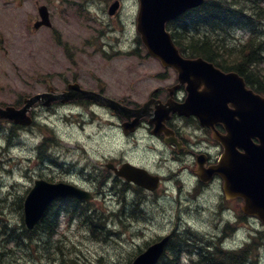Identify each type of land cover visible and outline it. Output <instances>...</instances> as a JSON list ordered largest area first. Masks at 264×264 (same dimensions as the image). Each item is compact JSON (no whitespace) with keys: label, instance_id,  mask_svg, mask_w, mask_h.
Wrapping results in <instances>:
<instances>
[{"label":"rangeland","instance_id":"obj_1","mask_svg":"<svg viewBox=\"0 0 264 264\" xmlns=\"http://www.w3.org/2000/svg\"><path fill=\"white\" fill-rule=\"evenodd\" d=\"M114 1L0 0V105L14 106L27 96L45 92L48 82L57 90L78 82L84 88L103 89L114 99L145 102L158 86V76L171 71L147 56L143 45L137 42L139 1L123 0V7L112 18L108 15V7ZM38 5L49 8L52 29L34 31ZM262 32L264 36V24ZM234 37L246 39L247 36L244 32H235ZM239 42L236 40L234 44ZM258 69L263 75L264 60ZM37 114L40 122L46 121L48 125L36 126L34 132L47 137L50 143L63 140L60 144L65 143L75 152H79L80 147L87 152L102 151L108 145L102 144L101 138L96 136L107 130L104 119L82 130L76 124L71 125L73 120H65L61 112L54 115L38 110ZM97 123L103 125L100 130ZM10 128V125L0 128V249L6 246L11 249V238L23 227V201L27 193L17 167L27 166L25 155L31 153L25 147L29 148L36 141L32 134H21L20 145L4 151L7 144L3 134H10ZM125 144H128L125 140L115 142V150L129 145ZM129 147L135 146L131 142ZM166 205L163 207H169ZM232 206L228 204V207ZM206 217L207 214L201 216L204 220ZM243 220L238 223L241 226L240 246H248L252 236L257 234L256 241L251 242L247 259L250 264H264V225L258 220ZM60 233L57 239L44 238L29 244L33 253L26 259L19 260L26 256L24 252L14 251L4 263L128 264L135 256L132 237L128 234L123 240L100 234L95 238L88 234L83 223L66 224L64 219Z\"/></svg>","mask_w":264,"mask_h":264},{"label":"flooded vegetation","instance_id":"obj_2","mask_svg":"<svg viewBox=\"0 0 264 264\" xmlns=\"http://www.w3.org/2000/svg\"><path fill=\"white\" fill-rule=\"evenodd\" d=\"M119 1L123 4V0ZM32 7L30 6L31 9ZM158 78V86L149 93L145 102L129 101L130 105L127 106L137 109L149 103L147 113L155 119L164 113V105L170 99L175 103L185 102L186 87L178 86V75L175 71L171 70L159 75ZM92 91L103 93V90ZM121 102L125 104V100ZM39 109L44 113L59 109L65 112L68 109L70 114L66 115V118L73 120L71 125L76 124L82 130L104 119L107 130L96 136L101 138L102 144L108 145L102 148V151L98 149L95 152H87L82 149L75 152L63 143L59 149L47 151V144L40 142L32 149L33 155L37 158L33 168H25L21 173L26 179L28 190L37 180H46L50 183L68 184L90 192L97 198L96 202L103 194L114 198L119 196L123 200L116 201L109 207L108 222L116 225L120 231L121 229L117 226L120 222H129V225L135 228L140 221L146 220L153 225L157 216L165 217L162 213H155L163 210L161 203L167 202L163 200H167L172 195L173 203L168 201V204L174 213L170 210L169 214L165 215L169 217V224L172 226L171 229H166V232H171L174 239L184 235L183 229L179 227L181 223H178L177 206L180 207L189 200L192 207L195 205L198 209H206L213 220L210 225L213 229H209L206 222L200 219L202 220L200 225L205 229L199 232L201 235L199 239L203 241V245H206V250L218 251L217 241L222 240L220 236L222 238L226 236L228 229L231 241L232 232L236 230V223L241 219L243 201L240 198L227 200L224 194V182L217 174L213 175L207 183L202 181V178H208L207 169L218 164L224 149L213 139L214 131L202 127L196 117H185L170 112L165 126L173 132V139H176V144H170L167 142L169 138L167 139L164 133H156L155 126L150 123L149 117L141 118L135 132L131 133L130 129L125 128L127 119L103 106L83 100L67 104L55 103L48 109ZM36 111L33 114L37 118ZM73 111L77 112L76 116L72 114ZM132 121L133 119L130 122ZM96 127L100 130L103 125L97 123ZM214 127L218 132L226 133L223 124H216ZM33 130V127L16 128V131L25 133H33ZM13 133L17 135L16 132ZM119 139L127 141L128 144L136 143L135 147L128 146V149L116 151L114 143L121 142ZM148 149L151 151L149 154L146 152ZM125 164H132L147 170L154 176H159L161 179L159 188L151 192L117 176L116 170H120ZM165 169H167L166 173H164ZM162 186L165 187V194L169 195L166 198L160 195ZM227 204L233 205L231 212L226 211ZM154 238H157V235ZM230 249L233 252L237 251L233 246ZM193 255L198 256V252L195 251Z\"/></svg>","mask_w":264,"mask_h":264},{"label":"water","instance_id":"obj_3","mask_svg":"<svg viewBox=\"0 0 264 264\" xmlns=\"http://www.w3.org/2000/svg\"><path fill=\"white\" fill-rule=\"evenodd\" d=\"M204 1L140 0L138 32L149 55L159 59L164 67L174 68L179 74L180 84L187 86L189 96L186 102L172 107L171 111L185 116L195 115L203 126L213 129V119H219L224 124L227 134L221 135L215 131L214 138L224 146L225 152L219 165L210 173L216 172L223 177L228 199L243 198V211L264 223V98L247 89L244 79L237 73H224L201 58H184L166 29L169 22L201 6ZM118 7L119 4L115 3L110 14L113 15ZM39 13L42 21L35 25V29L50 26L47 8L41 7ZM76 99H89L106 105L127 118L136 116L140 119L146 114V106L132 110L101 94L85 91L78 84H71L68 91L62 93L50 87L48 93L26 99L21 109L0 107V119L31 126L33 120L29 112L36 104L49 106L55 101L65 103ZM229 105L234 109H230ZM156 122L160 128V122ZM119 175L149 190H154L158 185L156 178H151L146 172L130 170L129 167H125ZM65 197L91 199L90 194L64 185L37 182L25 201L27 227L33 229L43 218L47 207L54 200ZM166 244L167 239L149 247L133 264H156Z\"/></svg>","mask_w":264,"mask_h":264},{"label":"trees","instance_id":"obj_4","mask_svg":"<svg viewBox=\"0 0 264 264\" xmlns=\"http://www.w3.org/2000/svg\"><path fill=\"white\" fill-rule=\"evenodd\" d=\"M262 24L264 0H207L203 6L182 17L171 30L175 44L184 56L202 57L223 71L237 72L256 92L264 95V74L261 75L263 71L258 69L262 65L264 53ZM237 30L250 32L249 39L241 48H236L227 39ZM53 217L54 215L48 214L43 219L39 232L51 235L55 233L58 223ZM21 232L20 234H25V241L32 240L34 236L30 235L36 233L25 227ZM169 251L162 263L178 264L179 255H175L171 247ZM247 255V249L242 251L240 264H245ZM3 257L4 253L0 252V260ZM207 264L236 263L228 255L225 262L217 257Z\"/></svg>","mask_w":264,"mask_h":264},{"label":"bare ground","instance_id":"obj_5","mask_svg":"<svg viewBox=\"0 0 264 264\" xmlns=\"http://www.w3.org/2000/svg\"><path fill=\"white\" fill-rule=\"evenodd\" d=\"M15 149V148H14ZM6 244H8V243H6ZM210 261V260H209ZM0 264H5L4 262H2L1 260H0Z\"/></svg>","mask_w":264,"mask_h":264}]
</instances>
